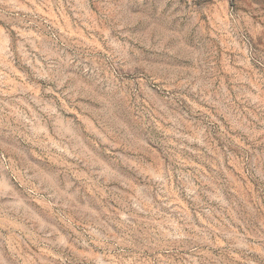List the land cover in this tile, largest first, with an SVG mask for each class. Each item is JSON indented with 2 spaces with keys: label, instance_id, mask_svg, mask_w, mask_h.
<instances>
[{
  "label": "rangeland",
  "instance_id": "rangeland-1",
  "mask_svg": "<svg viewBox=\"0 0 264 264\" xmlns=\"http://www.w3.org/2000/svg\"><path fill=\"white\" fill-rule=\"evenodd\" d=\"M0 264H264V0H0Z\"/></svg>",
  "mask_w": 264,
  "mask_h": 264
}]
</instances>
